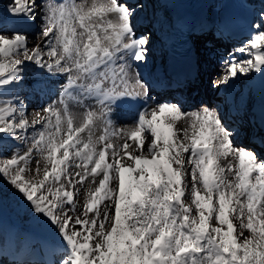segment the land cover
Masks as SVG:
<instances>
[{"label": "snow or ice", "instance_id": "6c2138e0", "mask_svg": "<svg viewBox=\"0 0 264 264\" xmlns=\"http://www.w3.org/2000/svg\"><path fill=\"white\" fill-rule=\"evenodd\" d=\"M142 7L11 0L12 26L0 27V177L62 242L59 264H264V155L236 146L215 109L148 105L150 85L133 71L151 40L137 35ZM257 17L214 88L264 75V9ZM29 66L40 75L28 87L57 89L31 121L24 98L3 95L25 86ZM122 108L131 119L117 127ZM30 128L21 154L14 145ZM77 185L87 190L79 210Z\"/></svg>", "mask_w": 264, "mask_h": 264}, {"label": "bare ground", "instance_id": "6f19581e", "mask_svg": "<svg viewBox=\"0 0 264 264\" xmlns=\"http://www.w3.org/2000/svg\"><path fill=\"white\" fill-rule=\"evenodd\" d=\"M148 0H145L147 2ZM152 1V0H150ZM238 3H245L247 1L255 2L256 0H236ZM77 3H80L81 0H76ZM145 2L143 3L139 0V3L142 6H145ZM11 0H0V27L8 28V25L6 24H12V18L8 14V8L10 6ZM150 8V7H148ZM151 11H153V8H150ZM141 11V10H140ZM154 11L158 13V9L155 8ZM140 13V12H139ZM152 29V26L147 25H140L138 23V29L139 30H145V29ZM39 32V21L32 27L28 29L29 33V44L30 46L34 44L37 40V35ZM151 40L155 38L154 36L150 35ZM150 40V49L151 52L157 53L158 47L153 45ZM198 41V40H197ZM34 42V43H31ZM199 42V41H198ZM214 46L218 49V51L222 52L225 51L227 48H229L231 45L228 44V42L220 41L218 39H214ZM232 46H241L243 42L240 43H233ZM200 48H203L205 45H199ZM214 48V47H213ZM231 49V48H230ZM200 52V51H199ZM201 53V52H200ZM202 55L204 56L203 59L200 61L198 72L201 76V79L198 81H195V83H192L190 79H188V83L183 87H177V88H171V89H158L154 86L150 85L148 82H146L142 77V79L150 85L151 89V99L148 101L151 104H153L156 100L165 101L167 99L173 98V95H175L176 92H181L183 96H186V100H181L179 97H177L179 100L178 102L183 106H195L192 110H198L203 107H208L210 109H215L219 111V113L223 117V122L225 125H235L237 124V127L235 129H232L233 134L236 133V136H233V140L236 141L237 145L240 144L238 147H247V142L251 144V147L258 153L264 155V134L259 130L256 122L254 119H251L252 112L250 111L249 107L245 105L246 108L239 109V105L235 106L234 103H232L230 100H227L226 109L227 106H230L235 110V112L232 114L230 112H227V114L222 113L221 110L225 105H222L217 108V100L220 99V96L216 95V91L212 92L210 91L209 98L203 97L208 102L205 104L197 103L196 101L193 102L192 99H195L196 96H194L197 93H201L204 91V89H211L209 87H213V82L219 83L220 78L223 74H225L226 71V61H228V56L224 59L223 62L220 64H217V69H213L214 72L211 73L210 69L212 68L210 65V61H205L204 59L208 57L207 51L202 52ZM209 57L212 60V56L209 55ZM134 71H137L133 67ZM36 70H39L38 68H35L33 66H29L28 71L26 72L25 77V86H21L19 91L13 95L10 91L11 88L3 93L4 96H20L24 98L25 103L27 104V114L29 121L32 120L33 115L35 112L41 108L42 106L46 105L49 102V99H55L57 89L56 88H50L46 90L44 93H39L38 96L33 97L32 92H34L30 87L27 85H30L36 77L39 75L37 74ZM40 71V70H39ZM141 76V75H140ZM157 96V98H154L153 96ZM155 96V97H156ZM205 100V101H206ZM88 103H92L91 101H88ZM73 112L81 113L83 109H81L78 105L72 104L70 105ZM190 110V111H192ZM228 110H230L228 108ZM113 119L116 122L117 127H122L125 122L130 121L131 116L128 111H122L118 110L117 114L114 115ZM239 127V128H238ZM36 128H40V125H36ZM102 134V128L100 131L97 132V135ZM242 134V136H240ZM31 135H32V129H29V140L28 142H31ZM240 136V137H239ZM241 140H240V139ZM235 144V142H234ZM28 145L25 142H19L18 146L16 148L17 151H19L21 154H23L25 151H27ZM36 159H41V162L43 163V158L36 156L31 162V167L35 168L36 166ZM50 170V169H49ZM91 181V177L87 181H85V185H88ZM98 185H93V187H96ZM75 195V207L79 210L82 208L83 205L87 203V190L86 188H81L80 185H77V188L74 192ZM103 203L98 205V208H102ZM89 215H92V213H89ZM38 221L36 218H33L32 222ZM20 220H18L11 212L10 209L7 208V206L0 202V248L5 251L10 250V248H15L19 250L20 255H24L25 251L29 250L31 247L37 248L40 257L44 258L47 263L44 262H36L31 261L30 259H25L24 261L20 263L11 262L7 259V257H2L0 260V264H59L58 257H61L64 253V247L62 245V242H60L58 239L55 238V234L50 236L51 231L47 227H43V225L39 222L38 226L35 227L33 225H30V227L24 228L19 225ZM45 233L48 236V238H43L41 235Z\"/></svg>", "mask_w": 264, "mask_h": 264}, {"label": "rangeland", "instance_id": "374dc122", "mask_svg": "<svg viewBox=\"0 0 264 264\" xmlns=\"http://www.w3.org/2000/svg\"><path fill=\"white\" fill-rule=\"evenodd\" d=\"M145 2V1H144ZM257 2H258V4H259V6H257V8H259V10H260V8L261 9H264V0H257ZM143 3V2H142ZM156 5L158 6V3L157 2H155L154 0H152V1H150V0H148L147 2H145V6H147V7H150V8H152V7H155L156 8ZM259 12V11H258ZM258 12H256V17H257V13ZM152 15H153V12H150V13H147L146 14V16H150V17H152ZM8 25V28H10L11 27V24L9 23V24H6V26ZM7 28V27H6ZM241 42H243L244 43V41H241ZM246 42V41H245ZM31 43H34V42H31ZM199 45H200V43H199ZM232 45H234V44H231V46L229 47V48H227L225 51H222V52H220V51H218V49L214 46V42H212V44H210V46L209 47H206V46H204L203 48H200V46H199V50H200V59L202 60L203 59V55H202V52H206L207 51V55H208V57H206L204 60H207V61H210V66L212 67L211 69H210V71H211V73L212 72H214L213 71V69H217V67H218V65L217 64H220L221 62H223L224 61V59L228 56V60L231 58V56H232V54L233 53H235V49L237 48V47H239V46H232ZM242 45V44H241ZM211 47V48H210ZM214 47V48H213ZM231 48V49H230ZM209 55L210 56H212V60H211V58L209 57ZM243 57H241L240 56V54H236V59H242ZM133 71H134V69H133ZM36 72H37V74L38 75H40V71L38 70H36ZM25 77H26V75H25ZM244 79H245V76H243V75H240V76H238V77H236L235 78V81H236V83L238 84V86H239V91H238V93H239V95H237V97L235 98V100H234V105L235 106H238L239 105V109H242L243 107L244 108H246L245 107V105L242 103V101H243V98L245 97V96H247V91H246V88H245V84H244ZM209 88H211V89H207L206 90V88H205V90L202 92V94L201 93H196L194 96H196L197 95V97H195V99H192L193 100V102H197V103H201V104H205V103H207L208 101L206 100V99H204L203 97H207V98H209V96H210V91H216V87L214 88V87H209ZM19 89H20V87H15V88H12L11 89V93L13 94V95H15L18 91H19ZM39 94L38 93H36L35 91L34 92H32V96L33 97H36V96H38ZM176 96H178V94H175V95H173V98H171V99H173V100H168V101H172V102H178V98L176 97ZM206 100V101H205ZM219 101H221V99H218L217 100V104H216V106H217V108L219 109V107H221V106H219L218 105V102ZM185 110H188V111H190V110H192L193 108H195V106H185V107H183ZM227 112H231L232 114L235 112L234 110H224L222 113H225V114H227ZM224 120V119H223ZM231 131H232V129H235V127H237V124H235V125H232V126H230V125H226ZM239 128V127H238ZM234 136H236V133H234ZM240 136H242V134L240 135ZM239 136V137H240ZM240 139V138H239ZM241 140V139H240ZM234 142H235V145L236 146H240V144H238L237 145V143H236V141L234 140ZM31 142H27V145L29 146V144H30ZM247 145L249 146V148L250 149H253L252 147H251V144L249 143V142H247ZM17 146H18V144H16V145H14V147L15 148H17ZM254 150V149H253ZM260 155H263V154H260ZM69 190H72L71 188L69 189ZM74 197H75V195H74ZM0 202H2V203H4L6 206H7V208H9L10 209V212L18 219V220H20L21 222H24V223H27V224H29V225H33V226H35V227H37L38 226V224L37 225H34L33 224V218H35L29 211H28V209L26 208V206L23 204V202L20 200V198L14 193V190L12 189V187L7 183V181L6 180H4L2 177H0ZM38 222V221H37ZM54 233L53 232H51V234H50V236H52ZM18 250L17 249H15V248H12L11 250H10V252L9 253H12V252H17ZM0 253L3 255V254H5V252H4V250L3 249H0ZM4 257H6V256H4ZM60 258L61 257H58L57 259H58V261L60 260ZM44 260H43V258H42V262H43Z\"/></svg>", "mask_w": 264, "mask_h": 264}]
</instances>
